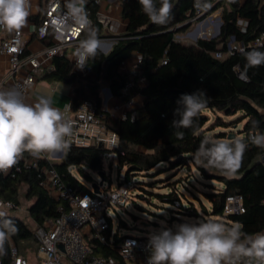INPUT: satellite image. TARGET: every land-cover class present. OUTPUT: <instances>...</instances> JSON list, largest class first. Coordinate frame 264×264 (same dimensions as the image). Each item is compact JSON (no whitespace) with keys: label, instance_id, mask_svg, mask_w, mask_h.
Returning a JSON list of instances; mask_svg holds the SVG:
<instances>
[{"label":"trees","instance_id":"obj_1","mask_svg":"<svg viewBox=\"0 0 264 264\" xmlns=\"http://www.w3.org/2000/svg\"><path fill=\"white\" fill-rule=\"evenodd\" d=\"M171 19L166 25H156L149 21L142 12L138 0H120L121 17L126 21L123 34L116 36L107 53L101 52L95 59L87 61L90 73L74 69L73 63L65 56L54 57L53 70L44 73L42 79L47 81H64L77 83L73 90L71 104L76 108L84 100L90 101L97 113L107 115V126L117 132L119 147L109 152L103 147L76 148L67 152L60 163L40 160L39 166H52L62 176L64 183L78 191H89L77 176L68 172L70 167L76 169L79 177L86 182H92L90 173L103 171L102 160L106 153L116 155L118 171L126 167L124 181L130 182L134 174H149L153 169L169 171L186 167L192 163L205 181L215 182L220 188L207 182L209 190L203 192L210 204L207 209L202 203L201 215L191 202L183 206L176 189L168 188L165 194H155L162 202L174 206L177 215L202 217L222 221L228 225L241 223L247 233L264 231V163L260 157L264 149L248 144L242 162V167L234 177L221 175L216 169H206L195 163L192 154L199 147L203 136L209 128L206 124L209 118L204 111L221 113L224 116H239L234 123L243 122L242 139L250 132H264V65L251 67L247 63V53L250 51L264 52V47L255 48L250 42L264 32V0H205L212 12L222 8L219 35L211 39H198L195 43L184 44L175 40L177 32L194 16L193 0H172ZM63 8L66 9L65 4ZM93 20V27L98 38L101 36V26L96 20L97 6L89 0L85 7ZM245 26L241 29V23ZM175 32L171 30L178 28ZM85 38L84 34L82 35ZM233 38L235 42L245 46L243 51H234L227 55V43ZM47 45V43H46ZM223 56L216 58L215 53ZM133 53L141 58L140 70L145 78V84L136 89L141 96V108L134 120L113 118L102 108L100 90L107 87L111 96L119 97L121 90L129 79L121 73V64ZM24 54L27 51L24 49ZM165 61V63H162ZM242 74L244 79L239 76ZM203 90L207 95V107L194 121L200 135H194L191 128L177 129L172 121L176 101L181 94H191ZM218 119L217 126L231 127V122ZM253 122H258V128H253ZM182 131L183 138L175 133ZM232 135V134H231ZM229 133L218 132L214 137L227 139ZM228 136V137H227ZM233 138H236V136ZM229 139V138H228ZM232 139V138H231ZM247 142V140H246ZM122 152V153H121ZM161 166H164L161 168ZM90 172V173H89ZM37 170H22L20 173L3 175L0 173V199L19 206L20 188L25 186V198L32 200L28 207L30 218L36 226L59 215L58 208L63 202L51 197L40 185L36 176ZM141 189V187L139 188ZM240 195L244 212L224 216L223 207L227 197ZM171 213L173 211L170 210ZM18 228V233L11 237L19 253L30 243H36L33 229L13 213H7ZM172 220L180 223L185 220L181 216L170 215ZM219 219V220H218ZM126 227L121 222L117 228ZM127 235V234H125ZM113 243L119 241L117 233L113 234ZM147 238L149 236H142ZM9 242L5 245L7 254L0 256L3 264L9 263ZM93 251L103 257H112L118 264H124L115 250V246L94 243Z\"/></svg>","mask_w":264,"mask_h":264},{"label":"clouds","instance_id":"obj_2","mask_svg":"<svg viewBox=\"0 0 264 264\" xmlns=\"http://www.w3.org/2000/svg\"><path fill=\"white\" fill-rule=\"evenodd\" d=\"M85 3L86 0H67L66 11L52 16L50 23L59 40L74 35V29L84 34L74 52L76 68L80 70L88 65L89 59L104 51L96 30L91 27ZM138 3L151 23L161 26L169 23L172 0H138ZM29 16L30 0H0V29L18 33L27 26ZM246 58L251 67L264 65V52L253 50ZM207 102L203 90L181 94L174 109L177 118L172 121L173 127L191 128L199 136L194 121ZM65 112L53 106L48 96L40 95L29 103L21 89L0 87V173L7 174L25 153L39 158L67 150L73 125ZM253 128H258V122H253ZM175 135L183 138L184 133L177 131ZM246 140L206 135L192 156L196 164L234 177L242 167L249 142L264 149V132L254 131ZM173 228L162 223L159 230L149 235L147 264H264V231L247 233L239 222L228 225L211 219L185 221ZM17 233L13 219L0 211V256L7 254L5 245Z\"/></svg>","mask_w":264,"mask_h":264},{"label":"built area","instance_id":"obj_3","mask_svg":"<svg viewBox=\"0 0 264 264\" xmlns=\"http://www.w3.org/2000/svg\"><path fill=\"white\" fill-rule=\"evenodd\" d=\"M100 0H93L95 5ZM205 0H193L194 16L189 22L203 23L206 27L215 18V15L205 3ZM66 11L62 6V0H46L44 14L36 27V37L47 43L40 51L25 55L22 42V31L13 32L6 36V31L0 29V52L8 55L10 69L7 78L16 76L12 87L22 90L24 98L27 102L29 94L36 82V75L53 70L52 60L56 56H64L67 49L75 48L82 37V33L74 31V35L69 34L65 39L59 40L54 35L50 23L52 16L57 13ZM211 11L210 13H208ZM222 8L218 14H221ZM208 13V14H206ZM206 14V15H205ZM89 15V13H88ZM96 20L103 22L106 20L99 12H96ZM221 18V15L217 17ZM91 26L93 25L92 18ZM108 21V20H107ZM245 23H241L243 29ZM198 30V29H197ZM193 32L187 34H195ZM198 33L199 30H198ZM197 33V34H198ZM211 35V30L206 34ZM231 38L227 43V55L234 51H243L245 46L237 43ZM116 40V39H115ZM250 46L255 48L264 47V32H261L251 42ZM223 54L216 52L215 57L221 58ZM73 66L75 70L90 73V69L85 67L80 70L76 64L74 55ZM141 58L138 56L135 60L136 68L132 71L129 79L121 90V95L117 97L123 100L125 111L119 119L129 118L131 121L137 116L139 105L135 100L138 87L145 84V78L140 70ZM162 63H165L163 61ZM24 75L18 76L19 71L25 70ZM65 115L72 121V135L68 137L69 147L64 152L56 156L33 157L25 153L18 163L9 170L7 174L14 175L22 170H37V178L39 185L54 199L63 202L64 206L58 208L59 215L52 220L45 222L43 226H36L33 229V236L36 241V258L33 262L25 255L17 250L16 246L9 242V263L7 264H118L112 257H103L95 254L93 251L94 243L101 245L115 246L116 253L124 262V264H147L150 251L147 247L148 238L135 237L125 235L122 228H113V221L108 215L107 209L114 207L128 206L129 198L132 192L129 183L124 181L123 176L117 178V183L113 185H105V181L99 185L98 182H89V191L83 192L67 186L62 176L52 166H39L40 160L50 161V157L63 158L70 150L86 147H103L109 152L115 151L119 147V137L115 130L108 128L107 115L97 113L93 104L84 100L76 108L72 107L71 101L66 104L61 111H65ZM106 112V111H105ZM108 114V113H107ZM109 115V114H108ZM110 116V115H109ZM253 132H250L252 134ZM248 135V136H249ZM122 153V152H121ZM113 154V153H112ZM260 161L264 163V155L260 157ZM70 175L75 176L76 169L70 167L68 169ZM96 178L99 180L97 173ZM105 175V173H104ZM98 185V193H94L92 184ZM7 205H10L7 206ZM174 206H178L175 202ZM19 206H14L9 201L0 199V209L16 211ZM244 212L242 205V197L240 195H232L226 198L223 207V215L241 214ZM117 233L119 241L113 243V234ZM0 264L1 263L0 261Z\"/></svg>","mask_w":264,"mask_h":264},{"label":"rangeland","instance_id":"obj_4","mask_svg":"<svg viewBox=\"0 0 264 264\" xmlns=\"http://www.w3.org/2000/svg\"><path fill=\"white\" fill-rule=\"evenodd\" d=\"M220 9L221 8L213 13L215 18L207 27L203 25V23L198 25L199 22H191V25L185 31L177 32L174 37L175 40L184 44L194 43V39L191 34L188 35L187 33L193 32L195 29H198L201 34L198 36L199 39H211L217 31L216 19L221 15L220 13L218 14ZM209 29L211 30L210 36L206 35ZM104 88L105 87H102L101 89ZM204 114L209 118L206 128H209L210 131H207L206 135L215 136L218 132H225L229 133V135H234V137L236 136V138L243 137L242 133L239 134V131L242 130L243 122H233L239 116L238 114L233 116H224L221 113H214L211 111H207ZM217 118H220L223 122H231V127L217 126L216 124L219 122ZM61 160L62 158L50 157L51 163H60ZM102 166L106 178L105 185L107 186L116 184L117 178L124 176L126 171V167L118 171L116 165V155L112 153H106L103 156ZM162 167L164 166H161V168ZM74 174L85 187L90 188L88 185L89 182H86L83 178L79 177L76 172H74ZM90 175L93 182L99 181L96 178V174L91 172ZM207 182L209 181L202 179L192 163H189L186 167L173 171H169L164 167L161 170L155 168L149 174H134L132 175V180L128 182L129 188L132 192V197L129 198L128 206H117L112 210L107 209L108 215L113 221V228H117L121 225V222H124L126 227H121L124 234L140 237L149 236L153 231L159 230L162 223L169 228H173L175 224L180 223L177 220H172L170 215L181 216L179 218L185 221L203 220L202 217L195 218L191 216L177 215V208H175L172 204L160 201L155 194H165V192H168V188L173 184L172 189H176L177 192H179L182 205L185 206L188 202H191L193 207L196 208L201 215L200 203H202L207 209L210 207V204L203 195V192H207L209 190ZM209 183L216 188L219 186L213 181ZM140 187L141 189H139ZM25 190L26 187L21 186L19 208L16 211L3 209H0V211L13 213L23 220V222L29 227L34 228L35 225L28 212V207L32 200L25 198ZM170 210L173 211V213H171ZM36 247V243H30L22 249L21 254L25 255L31 262H33L34 257L36 256Z\"/></svg>","mask_w":264,"mask_h":264},{"label":"crops","instance_id":"obj_5","mask_svg":"<svg viewBox=\"0 0 264 264\" xmlns=\"http://www.w3.org/2000/svg\"><path fill=\"white\" fill-rule=\"evenodd\" d=\"M67 0H62V6L66 5ZM89 0H86L85 7ZM46 0H30V16L28 18V24L22 31L23 47L27 51L26 55L34 54L40 51L46 43L39 40L36 37L35 30L44 14V7ZM97 6V12L102 14L105 21L99 22L101 26V36L99 39L102 42L104 48L103 53H107L112 44L115 42V37L124 33L126 28V21L121 17L120 0H100ZM108 20V21H107ZM194 33H198V30ZM11 33H6L9 36ZM200 34V33H198ZM65 58L70 62H73L74 51L67 49L65 52ZM139 55L133 53L131 57L125 60L121 64V73L127 74L129 77L132 71L136 68L135 60ZM53 61V60H52ZM53 66V64H52ZM10 69V62L8 55L0 52V87L9 88L12 87L13 81L16 76L7 78L8 71ZM25 70H21L18 76L24 75ZM42 75H36V82L29 94L27 102L32 103L40 95L48 96L52 99L53 106L63 109L73 98V90L77 87V83H69L64 81H47L42 79ZM107 87L101 89L100 97L102 102V108L113 118H120L121 114L126 110L123 100L117 97L109 95ZM104 95V98H103ZM135 100L141 108L142 98L140 95L135 96ZM207 111H204L206 113ZM219 185V184H218ZM220 188V185L218 186ZM36 256L34 257V259ZM34 261V260H33Z\"/></svg>","mask_w":264,"mask_h":264},{"label":"water","instance_id":"obj_6","mask_svg":"<svg viewBox=\"0 0 264 264\" xmlns=\"http://www.w3.org/2000/svg\"><path fill=\"white\" fill-rule=\"evenodd\" d=\"M210 12H211V11H209L208 13H210ZM208 13H206V14H208ZM206 14H205V15H206ZM190 25H191V22H188L187 24L183 25L182 28H184V29L189 28ZM221 25H222V20H221V18H218V20H217V31H216V33L213 35L212 38H215V37H217V36L219 35ZM178 29H179V27H178V28H175V29H173V30H171V31H172V32H175V31H177ZM191 36H192V38L194 39V43L199 39L197 33H196V34H191ZM232 40H233V39H232ZM239 76H240L241 78L244 79V76H243L242 74H239ZM107 92H108V94L110 95V91H109V89H107ZM228 138H229V139L233 138V135L229 136ZM97 176H98V178H99V185H101V184L105 181V175H104V172H103V171H99V172H97ZM92 189H93L94 193H98V185H97L96 183H93V184H92Z\"/></svg>","mask_w":264,"mask_h":264},{"label":"bare ground","instance_id":"obj_7","mask_svg":"<svg viewBox=\"0 0 264 264\" xmlns=\"http://www.w3.org/2000/svg\"><path fill=\"white\" fill-rule=\"evenodd\" d=\"M196 34V33H195ZM201 35V34H200ZM198 36H199V34H198Z\"/></svg>","mask_w":264,"mask_h":264}]
</instances>
